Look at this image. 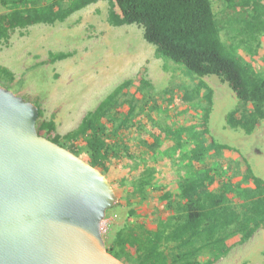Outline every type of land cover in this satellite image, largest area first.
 <instances>
[{
	"label": "trees",
	"instance_id": "trees-1",
	"mask_svg": "<svg viewBox=\"0 0 264 264\" xmlns=\"http://www.w3.org/2000/svg\"><path fill=\"white\" fill-rule=\"evenodd\" d=\"M99 1L109 3V25L139 26L155 46L156 58L184 65L192 76L216 75L227 83L238 99L227 114L230 128L250 135L260 123L264 126V70L247 61L251 57L246 52L250 41L256 44L255 59L264 49L263 0H0L6 10L0 14V50L16 29L63 22ZM242 50L247 60L239 54ZM69 56L51 52L45 63ZM4 76L13 79L0 65ZM153 88L144 73L122 81L63 136L72 143L66 148L109 179L117 203L125 204L134 217L107 246L112 254L126 264H214L264 227V178L236 147L217 142L211 134L213 89L205 81L181 89L180 99L189 108L203 98L199 122L183 124L179 117L178 126L161 124L156 131L136 120L146 106L153 103L147 108L149 120L158 109L160 96L152 97ZM37 106V131L47 130L44 136L64 146L57 140L54 114L46 120ZM139 124L149 133L135 135ZM79 139L81 146L74 144ZM167 168L176 169L163 173ZM149 189L161 192L164 203L165 215L158 217L155 229L142 224L135 208Z\"/></svg>",
	"mask_w": 264,
	"mask_h": 264
},
{
	"label": "rangeland",
	"instance_id": "rangeland-1",
	"mask_svg": "<svg viewBox=\"0 0 264 264\" xmlns=\"http://www.w3.org/2000/svg\"><path fill=\"white\" fill-rule=\"evenodd\" d=\"M108 9L107 1H99L73 13L63 22L56 21L53 25L40 23L26 29H16L8 44H1L0 50V65L13 73V79L0 77V85L40 105L44 119L49 120L54 114L56 134L59 136L57 140L64 147H72V143L64 141L63 136L76 129L85 113L93 110L125 79L137 78L144 73L154 86L152 97L160 96L157 98L158 109L150 113L153 118L147 119L149 117L147 108L152 107L153 103L146 106V110L140 111L139 117L136 118L138 123L141 125L144 123L153 131L161 124L178 126L179 117L183 124L199 122L196 118H199L203 98L195 100L193 106L189 108L180 97L185 88H193L205 81L213 89V106L208 121L211 134L217 142L236 147L248 159L254 173L264 178L263 123L256 126L250 135L228 126L227 114L236 108L238 102L230 86L216 75L201 78L192 76L184 65L156 58L155 46L144 39L139 26L109 25ZM5 12L0 5V14ZM247 36L245 34V38ZM255 45L251 44V41L246 45V52L251 59H248L244 50L242 54L238 52L245 60L248 59L251 64L256 62V65L264 70V49L255 59ZM230 49L236 52L234 47ZM51 52H65L70 56L52 64L45 63ZM175 71L179 73L175 74ZM134 89L135 87L131 88ZM165 89L168 90L165 91L166 95ZM163 96L166 97L165 100L161 98ZM175 113H180V116ZM147 128L144 130L139 124L136 126L135 135L148 134ZM45 133L47 130H43L41 134ZM74 144L81 146L82 141L76 140ZM224 154L227 156L226 152ZM168 171L166 169L163 172ZM120 192L121 189H118L119 194ZM141 201L144 202L145 226L158 222V214L165 215V212L154 211L161 209L158 206H164L159 200L158 193L152 191L149 197ZM127 210L125 204L117 201L110 209L106 218H113L111 221L113 229L103 233L107 246L114 240L117 226L121 228L134 220ZM150 210L153 211L150 213ZM243 262L264 264V227L248 242L234 247L226 257L214 264Z\"/></svg>",
	"mask_w": 264,
	"mask_h": 264
},
{
	"label": "water",
	"instance_id": "water-1",
	"mask_svg": "<svg viewBox=\"0 0 264 264\" xmlns=\"http://www.w3.org/2000/svg\"><path fill=\"white\" fill-rule=\"evenodd\" d=\"M39 107L0 85V264H126L102 224L109 179L37 131Z\"/></svg>",
	"mask_w": 264,
	"mask_h": 264
},
{
	"label": "crops",
	"instance_id": "crops-1",
	"mask_svg": "<svg viewBox=\"0 0 264 264\" xmlns=\"http://www.w3.org/2000/svg\"><path fill=\"white\" fill-rule=\"evenodd\" d=\"M169 171L168 172H165L166 174L167 173H171L173 170H174V172H175V169L176 168H167ZM166 170V169H165ZM163 172V171H162ZM164 173V172H163ZM167 179L165 180V181H170L169 180V178L170 177H166ZM157 181H158V183H159V181L160 182H163L162 180H161V178H158L157 179ZM152 192V190H148L147 191V197H149L150 196V193ZM155 192V191H154ZM155 193H158V195H161V192H159V191H157V192H155ZM144 201V200H143ZM144 203V202H143ZM143 203H142V201L141 200H138L136 203H135V208H136V210H137V214H138V216L141 218V222H142V224H145L144 222H143V217H144V215H145V212H143V210H144V205H143ZM158 207H161V209L159 208L158 210H154L155 212H157L158 213V211L159 212H165L164 211V206L163 205H161V206H158ZM153 210H150V213L152 212ZM154 213V212H153ZM158 217H162L163 218V216L162 215H160V214H158L157 215ZM157 223L158 222H154V224H149V225H146V227L147 228H149V229H155V227H157Z\"/></svg>",
	"mask_w": 264,
	"mask_h": 264
},
{
	"label": "built area",
	"instance_id": "built-area-1",
	"mask_svg": "<svg viewBox=\"0 0 264 264\" xmlns=\"http://www.w3.org/2000/svg\"><path fill=\"white\" fill-rule=\"evenodd\" d=\"M112 219H113L112 217H109V218H106V220L103 221V224H102L103 233H108V232H110V230L113 229V226H112L113 222H111ZM116 228L119 229V226H117ZM118 229L116 231H118Z\"/></svg>",
	"mask_w": 264,
	"mask_h": 264
},
{
	"label": "clouds",
	"instance_id": "clouds-1",
	"mask_svg": "<svg viewBox=\"0 0 264 264\" xmlns=\"http://www.w3.org/2000/svg\"><path fill=\"white\" fill-rule=\"evenodd\" d=\"M107 217V216H106Z\"/></svg>",
	"mask_w": 264,
	"mask_h": 264
}]
</instances>
